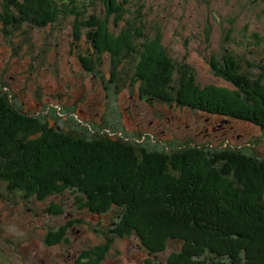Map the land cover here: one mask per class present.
<instances>
[{
  "label": "trees",
  "instance_id": "16d2710c",
  "mask_svg": "<svg viewBox=\"0 0 264 264\" xmlns=\"http://www.w3.org/2000/svg\"><path fill=\"white\" fill-rule=\"evenodd\" d=\"M101 1L103 12L86 13L83 1L0 0V30L12 40L17 31L69 18L70 52L84 70L93 73L108 60L110 81L125 76L142 98L187 105L208 118L219 116L218 121L236 117L264 130V63L244 69L248 58L224 49L207 61L232 90L199 84L190 65L169 55L158 28L146 29L140 5L132 9L129 0ZM11 98L0 89V181L6 189L26 202L70 190L78 208L113 213L104 241L80 251L75 264H100L115 236L130 235L152 256L144 264H264V157L220 147L225 153L205 151L204 172L195 168L193 152L199 149L193 146L154 153L113 137L75 135ZM168 158L171 170L164 164ZM242 176L247 179L241 182L243 192L233 186ZM149 192L157 198L151 200ZM59 205L52 202L47 211L62 213ZM66 232L65 224L49 230L45 242H64ZM171 240L180 242L179 249L162 262L155 256ZM14 241L17 249L28 247Z\"/></svg>",
  "mask_w": 264,
  "mask_h": 264
},
{
  "label": "rangeland",
  "instance_id": "374dc122",
  "mask_svg": "<svg viewBox=\"0 0 264 264\" xmlns=\"http://www.w3.org/2000/svg\"><path fill=\"white\" fill-rule=\"evenodd\" d=\"M75 1L85 3L86 13L103 12L101 0ZM128 4L132 9L141 6L146 29L151 32L158 28L169 55L190 65L199 84L232 90V85L215 75L207 61L211 54H220L224 49L248 58V63L242 64L244 69L264 63V0H129ZM70 22L64 17L50 27L34 26L28 33L17 31L12 40L0 30V89L11 93L16 105L22 103L19 106L24 111L40 115L42 121L59 129L72 130L75 135L113 137L154 153L193 146L199 149L193 152L197 169L205 167V153H225L220 147L235 146L264 157V130L253 123L236 117L218 121L219 116L208 118L207 112L187 105L142 98L137 86L125 76L110 81L108 60L93 73L84 70L70 52ZM83 42L82 36V49ZM170 159L164 164L171 170L174 167ZM260 171L254 169L258 175ZM260 178H264L261 173ZM245 180L242 176L233 186L241 191ZM149 195L151 200L157 198L153 193ZM52 202L60 204L63 212L49 213ZM163 208L158 205V213ZM112 219L111 211L90 213L78 208L70 190L43 200L32 197L26 202L0 181V243L10 264H75L80 251L104 241L103 233ZM63 224L67 225V240L48 245L46 232ZM9 239L20 240L21 247L28 246L24 249L28 252L26 259L18 253L9 257ZM179 246L180 242L171 240L155 257L163 262ZM148 257L152 256L135 235L115 236L100 264H144Z\"/></svg>",
  "mask_w": 264,
  "mask_h": 264
},
{
  "label": "flooded vegetation",
  "instance_id": "af4514ba",
  "mask_svg": "<svg viewBox=\"0 0 264 264\" xmlns=\"http://www.w3.org/2000/svg\"><path fill=\"white\" fill-rule=\"evenodd\" d=\"M8 241H10L11 244H8L7 249H6V253L9 255L10 258H14V256L17 253L19 255H22V257L25 259L28 257V252H25L24 250H21V249H17L18 251L15 250L16 245H15L14 240L9 239ZM3 249H4L3 243H0V257L3 258V260H1V261H3V264H10L8 259L4 256L5 252L3 251Z\"/></svg>",
  "mask_w": 264,
  "mask_h": 264
}]
</instances>
